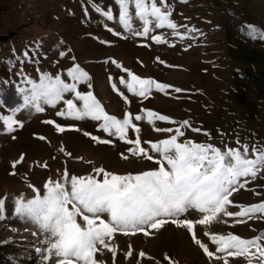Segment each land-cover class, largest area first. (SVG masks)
<instances>
[{
    "label": "rangeland",
    "instance_id": "obj_1",
    "mask_svg": "<svg viewBox=\"0 0 264 264\" xmlns=\"http://www.w3.org/2000/svg\"><path fill=\"white\" fill-rule=\"evenodd\" d=\"M157 4L171 13L169 19L180 35L153 23L146 35H135L143 32L144 24L135 16L134 4L129 5L132 20L126 29L119 21L116 0H0V198L4 199L0 264H56L54 256L45 259L50 234L31 218L17 215L15 201L33 199L37 191L44 195L45 183L64 182L65 173L69 178L102 180L95 169L118 175L156 170L160 156L151 143L170 138L177 128L184 133L178 137L181 143L193 141L221 150L247 145L250 158L254 147L264 149V0H164L163 4L157 0ZM109 10L112 19L103 14ZM153 36L164 42L156 43ZM77 64L89 79L75 82L76 91L92 92L104 110L118 119L130 114L140 131L130 127L127 139L138 135L152 160L133 155L129 149L135 145L105 132L102 121L57 115L67 112V100L82 107L75 92H65L55 106L41 102L42 112L25 103L32 91L29 81L39 83L46 73L74 83L68 71ZM125 69L169 87L161 92L153 86L146 96L135 95L120 82H130ZM12 85L21 100L14 109L2 100ZM148 110L168 116L170 122L153 118L149 123ZM136 115L143 119L136 121ZM183 121L188 125L183 126ZM92 137L110 143H98ZM240 182L244 187L232 194L228 211H239L236 205L264 203V170ZM102 218L107 220V214ZM184 218L202 216L190 211L178 217ZM239 219L245 222L237 223ZM149 231L148 236L117 232L108 241L115 256L103 249L95 258L103 264H224L225 259L228 264H249V259L251 264H261L255 248L249 258L215 253L223 259H209L187 229L171 222L159 231ZM194 231L215 252L211 235L232 233L243 239L264 235V214L221 216V222L196 225ZM140 252L145 256L140 257Z\"/></svg>",
    "mask_w": 264,
    "mask_h": 264
},
{
    "label": "snow or ice",
    "instance_id": "obj_2",
    "mask_svg": "<svg viewBox=\"0 0 264 264\" xmlns=\"http://www.w3.org/2000/svg\"><path fill=\"white\" fill-rule=\"evenodd\" d=\"M116 2L120 6L119 21L126 29L130 28L132 20L129 5L134 4L135 16L144 24L143 32H136L135 35H146L149 32V23H153L156 28L167 26L173 30L174 35H180L175 32L177 25L169 19L171 13L167 10L162 11L157 0H116ZM159 3L163 4L164 0H159ZM103 14L108 19L113 18L110 10ZM152 39L156 43L164 42L160 36H153ZM125 71L130 77V82L123 79L120 82L135 95L146 96L153 86L161 92L169 87L152 79H142L127 69ZM68 76L74 83H65L59 75L53 78L46 73L41 75L39 83L29 81L32 83V91L30 96L25 97V103L34 105L37 112H42L44 107L41 106V102L55 106L65 92H75L76 99L83 102L82 107L78 108L73 100H67L65 101L67 112H58L57 115L102 121L100 127L105 132L117 135L126 143L135 145L129 149L133 155L153 159V156L148 155L146 149L141 146L138 135L134 140L127 139V131L130 127L136 133L140 131L132 122L130 114L118 119L104 110L92 92L81 94L76 91L75 82L88 80L87 72L77 64L69 69ZM175 91L181 90L177 88ZM146 115L149 123L153 122V118L170 122L168 116L150 110ZM142 119L140 115L135 116L136 121ZM12 123L14 121L9 122L10 131ZM45 123L52 124L53 121H45ZM187 125L188 121H183V126ZM57 128L61 132L65 130L59 126ZM157 130L172 131V129ZM84 134L89 135L87 132ZM183 135L180 128H177L170 138L159 143H151V149L160 156L157 161L159 168L156 170L136 175H118L103 168L95 169L98 174H102V180L93 176L69 178L65 173L64 182L45 183L44 195L41 196L37 191L33 199L24 201L23 198H18L15 201V213L31 218L50 234V238L46 241L48 256L45 259L50 260L54 256L56 264H103L95 258V255L103 249H108L115 256L116 250L108 241L117 232L124 235L142 232L148 236L150 229L159 231L166 223L171 222L177 227L187 229L192 240L209 259L214 257L223 259L215 253L249 258L253 255L250 250L255 248L261 258V264H264V243H262L264 235L254 239H243L232 233L214 234L210 237L216 245V250L213 252L197 238L194 231L196 225L207 226L213 222H221V216L251 218L257 213L264 214V203L251 206L236 205L240 210L235 213L227 210V206L232 204L230 200L232 194L244 187L240 178L255 177L257 172L264 170V149L254 147L251 149L253 158H250L247 145L242 148L221 150L212 145L193 141L178 142V137ZM40 139L43 140L44 137ZM92 139L98 143H110L97 137ZM124 158L127 159L126 156ZM29 187L33 186L29 185ZM3 210L4 199L0 198V219L4 218ZM190 211L199 213L202 218L178 219ZM104 214H107V220L102 218ZM236 222L245 221L239 219ZM205 235L209 233L205 232ZM131 254V252L127 253L128 256ZM139 256L144 257L145 253L140 252ZM224 264H228L226 259ZM249 264H251L250 259Z\"/></svg>",
    "mask_w": 264,
    "mask_h": 264
},
{
    "label": "trees",
    "instance_id": "obj_3",
    "mask_svg": "<svg viewBox=\"0 0 264 264\" xmlns=\"http://www.w3.org/2000/svg\"><path fill=\"white\" fill-rule=\"evenodd\" d=\"M259 38H257V39H259ZM247 77L249 79L252 78V71H250V70L247 71ZM2 100L5 103V105L10 109L16 108L19 105V103L21 102L20 95L18 94V92L16 91V89L13 85H12V88H11L9 94L2 96Z\"/></svg>",
    "mask_w": 264,
    "mask_h": 264
}]
</instances>
